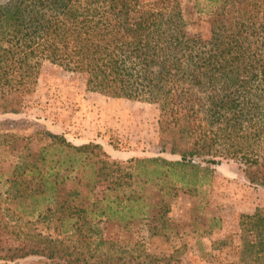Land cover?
I'll list each match as a JSON object with an SVG mask.
<instances>
[{
    "label": "trees",
    "instance_id": "1",
    "mask_svg": "<svg viewBox=\"0 0 264 264\" xmlns=\"http://www.w3.org/2000/svg\"><path fill=\"white\" fill-rule=\"evenodd\" d=\"M202 24L205 36L192 32ZM45 62L88 91L155 104L160 142L176 158L120 163L98 143L49 131L21 149L4 144L17 156L6 182L24 184L25 213L52 217L55 234L0 223L2 264H163L104 253L96 224L126 228L153 211V187L163 206L171 191L210 182L221 160L264 187V0H0V114L29 106ZM247 217L263 232L244 242L264 264V209Z\"/></svg>",
    "mask_w": 264,
    "mask_h": 264
},
{
    "label": "rangeland",
    "instance_id": "2",
    "mask_svg": "<svg viewBox=\"0 0 264 264\" xmlns=\"http://www.w3.org/2000/svg\"><path fill=\"white\" fill-rule=\"evenodd\" d=\"M192 32L205 36L207 27L202 24ZM28 104L22 113L0 114V223L47 236L55 234L52 217L25 213L26 199L16 193L24 184L6 182L17 162V156L3 146L8 142L16 141L21 149L22 139L49 131L75 145L98 143L120 163L157 156L176 158L169 153V146L160 142L155 104L88 91L81 79L57 65L43 64ZM146 185L151 190L152 184ZM156 191L150 197L156 203L153 211L126 228L113 222L96 224L92 238H102L99 248L104 253L157 258L163 264L254 263L244 241L256 242L263 231L261 235L251 231L247 216L264 209V187L249 184L237 163L221 160L213 167L210 182L191 191H171L163 206L157 204L162 197ZM18 263L47 264L37 257Z\"/></svg>",
    "mask_w": 264,
    "mask_h": 264
}]
</instances>
